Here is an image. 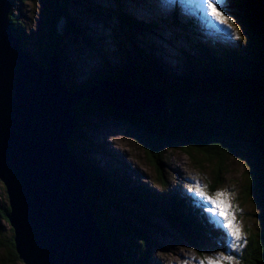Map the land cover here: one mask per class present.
<instances>
[{
	"label": "rangeland",
	"instance_id": "374dc122",
	"mask_svg": "<svg viewBox=\"0 0 264 264\" xmlns=\"http://www.w3.org/2000/svg\"><path fill=\"white\" fill-rule=\"evenodd\" d=\"M11 2V13L20 23L24 50L34 57L32 59L41 60L35 45L41 30V1ZM207 2L208 0H68L64 4L66 12L63 22H66L62 24V29L70 26L73 32L66 36L59 51L62 55L63 83L69 88L95 83L100 77H106L109 64L123 65L128 56L134 57L140 50L146 56L154 53L157 59L161 57L174 71L181 72L187 67L184 52H193L187 40V37L192 36L196 40L207 43L213 41L221 47L230 46L247 52L250 39L238 22V15L243 12L237 8L236 0H215L219 10L235 22L234 26L221 24L212 17L208 12ZM175 15H178L179 26L173 23ZM126 16L149 24L150 28H132L127 25ZM190 22L194 23L197 33L195 29L187 28V23ZM260 52V47L254 50L256 55ZM250 53L253 56L251 51ZM144 137L145 130L135 129L110 114L109 110H103L80 119L72 141L78 150V161L93 162L111 171L116 169L119 175L128 178L132 184L159 197L165 196L166 200H170L169 197L175 193L181 194L186 200L194 202L191 201V205L200 210L204 219L210 220L216 229L221 228L220 231L224 233V238L214 242L202 239L175 223L168 214L162 213L160 208H168V203L152 209L144 202L129 200L126 190L115 192L113 195L118 202H124V196L129 200V208L136 211L128 218L134 227L146 231V236L131 235L130 239H135L141 249L145 248L149 252L148 263L200 264L207 257L222 261L230 259L231 264H261L257 252L264 251V189L262 185L252 187L255 181L254 168L248 159V147L244 139L234 136L226 138L225 142L228 139L238 149V154L229 155L221 170L218 160L208 162L206 153L194 148L190 150L181 139L176 143L177 147L161 148L159 157L166 165L163 174L168 180L167 187L163 189L159 182L160 172L153 166L152 154L145 147ZM189 150L193 156L188 153ZM198 187L203 188L209 196L216 192L230 194L235 223L240 226L244 240H232L227 229L222 226L223 218L199 195ZM5 195L7 191L1 181L0 207L3 204L10 205L8 195L7 199ZM131 198H134L133 194ZM113 210L119 218L124 217L122 210ZM135 213H141L140 218L149 219L152 227L143 221H137ZM0 226L3 229L0 240L13 235L15 239L10 221L7 223L1 219ZM8 257L7 250L0 247V264H25L20 258L8 261L11 259Z\"/></svg>",
	"mask_w": 264,
	"mask_h": 264
},
{
	"label": "trees",
	"instance_id": "16d2710c",
	"mask_svg": "<svg viewBox=\"0 0 264 264\" xmlns=\"http://www.w3.org/2000/svg\"><path fill=\"white\" fill-rule=\"evenodd\" d=\"M40 1L43 7L41 30L35 45L41 56V60L37 61L47 66L51 57L59 54L66 36L73 31L67 24V27L62 29V24L66 22H63L66 12L64 4L68 3V0ZM236 6L243 12L238 15V22L250 39L247 52L230 46L221 47L213 41L207 43L196 40L195 36H192L187 37V40L193 52H184L187 67L183 70L181 68V72L174 71L161 57L157 59L154 53L146 56V53L140 50L136 52V56H128L123 65L109 64L106 77H100L97 82L68 87L75 93L90 90L102 82L121 81L162 91L172 100L171 117L166 120L158 119L157 126L150 124L145 117L137 118V121L144 123L146 127L128 118H118L135 129L145 130L144 144L152 154L153 166L160 172L159 182L163 189L167 187L168 180L163 174L166 165L159 157L161 148L177 147L176 143L181 139L190 150L194 148L206 153L208 162L218 160L221 170L229 155L238 154V149L228 139L225 142L226 138L234 136L245 141L247 131L252 138V142L248 140L250 143L245 141L248 147L247 156L254 168L255 181L252 187L263 183L264 175L260 171L258 158L264 161V155L259 149L262 147L264 150V0H236ZM11 20L14 33L22 40L20 23L13 13ZM125 21L132 28H150L149 24L140 23L131 16H126ZM173 23L179 26L178 15L174 16ZM187 28L194 30L196 27L190 22L187 23ZM194 31L197 33L196 29ZM259 47L262 52L256 55L254 50ZM59 56L61 61V53ZM61 66L63 69L62 61ZM93 105L90 101L83 100L75 106L74 111L82 120L85 116L97 113L98 110L92 107ZM149 120L154 121L151 118ZM257 138L263 143L258 144ZM72 140L69 147L76 157L78 150ZM190 150L188 153L192 155ZM80 163L87 170L90 180L87 195L90 207L96 214L115 264H149V252L145 248L141 249L135 239H130L131 235L146 236V231L137 229L128 219L131 213L136 212L127 205L129 200L144 202L152 209L168 203V208H160L162 213L168 214L175 223L191 230L192 234L211 242L224 238L221 228L216 229L210 220L204 219L200 210L191 205L192 200H186L183 195L175 193L169 197L170 200H166L165 196L159 197L143 187L132 184L128 178L119 175L116 169L111 171L83 160ZM121 190H126L129 200L122 196L124 202H118L113 193ZM131 194L134 198L130 199ZM5 198L7 199V195ZM113 209L120 212L122 210L124 217L119 218ZM10 211V205H1L0 220L8 223L7 215ZM140 214L135 213L137 221H143L152 227L149 219L140 218ZM2 230L0 226V235ZM0 247L7 250L11 258L8 261L19 259L14 235L0 240ZM257 256L261 264H264V251H258Z\"/></svg>",
	"mask_w": 264,
	"mask_h": 264
},
{
	"label": "water",
	"instance_id": "95a60500",
	"mask_svg": "<svg viewBox=\"0 0 264 264\" xmlns=\"http://www.w3.org/2000/svg\"><path fill=\"white\" fill-rule=\"evenodd\" d=\"M11 9V0H0V181L16 251L25 264H115L87 197L88 173L69 147L80 124L74 108L88 100L97 113L109 110L146 127L137 118L159 125L158 119L171 117L172 100L162 91L112 80L72 93L62 81L59 54L44 66L26 53ZM258 164L264 175L261 158Z\"/></svg>",
	"mask_w": 264,
	"mask_h": 264
},
{
	"label": "snow or ice",
	"instance_id": "6c2138e0",
	"mask_svg": "<svg viewBox=\"0 0 264 264\" xmlns=\"http://www.w3.org/2000/svg\"><path fill=\"white\" fill-rule=\"evenodd\" d=\"M207 9L209 14L216 18L221 24H230L234 26V21H231L230 17L224 15L219 10L215 0H208ZM206 187V186H205ZM197 192L203 197L206 202L211 205V208L216 210L218 216L222 219V226L227 229V234L232 238L233 241L239 242L244 240V236L241 232L240 226L235 223V211L230 203V194L227 192H216L211 196L207 195L203 188L198 187ZM200 264H231V260H224L217 258L215 260L205 257L200 261Z\"/></svg>",
	"mask_w": 264,
	"mask_h": 264
},
{
	"label": "bare ground",
	"instance_id": "6f19581e",
	"mask_svg": "<svg viewBox=\"0 0 264 264\" xmlns=\"http://www.w3.org/2000/svg\"><path fill=\"white\" fill-rule=\"evenodd\" d=\"M80 165H82V164H80ZM82 167H83V165H82ZM83 169H84V171L87 173V170L83 167ZM202 209V208H201Z\"/></svg>",
	"mask_w": 264,
	"mask_h": 264
}]
</instances>
